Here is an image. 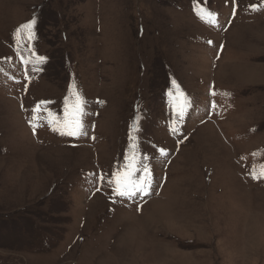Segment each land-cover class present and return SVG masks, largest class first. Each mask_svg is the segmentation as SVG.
<instances>
[{
  "label": "rangeland",
  "instance_id": "1",
  "mask_svg": "<svg viewBox=\"0 0 264 264\" xmlns=\"http://www.w3.org/2000/svg\"><path fill=\"white\" fill-rule=\"evenodd\" d=\"M133 155L150 194L117 196ZM260 165L264 0H0V264H264Z\"/></svg>",
  "mask_w": 264,
  "mask_h": 264
},
{
  "label": "snow or ice",
  "instance_id": "2",
  "mask_svg": "<svg viewBox=\"0 0 264 264\" xmlns=\"http://www.w3.org/2000/svg\"><path fill=\"white\" fill-rule=\"evenodd\" d=\"M212 13L209 12V17ZM203 18V17H202ZM34 24L35 20L29 21L21 26H19L14 33V38L19 37L21 32L27 33L28 41L31 42L34 37ZM20 44L19 39H17V45ZM31 57H34V60H26L25 63L32 64V70L36 71V65L46 62V57L36 55L34 49H30ZM175 85V81H173ZM178 87V86H177ZM182 95V93H181ZM50 101H42L35 108L32 109V118L30 123H32L33 129L39 126L38 113L41 110V105H46ZM86 100L83 99L76 85L70 86V96H66L64 99V117L62 120L55 119L53 120L52 113H48L47 123L52 127L53 131L59 132L60 135H67L73 137H79L87 135V126L85 124L84 117L85 113V104ZM47 111L46 109H44ZM36 121V123H33ZM175 130V129H174ZM135 147V145H133ZM161 155H166L164 149H160ZM255 155V154H253ZM144 175H141L139 178L134 179L136 171L140 170V167L137 166L135 156L129 160V163L125 166V169L122 171H116L112 174L113 178L108 180L109 186L113 188L114 193L120 197L132 198L137 196V194L149 195L151 188V173L147 165H143ZM254 179H259L264 177V165H260L259 173L254 169L250 173ZM100 179H104L101 177Z\"/></svg>",
  "mask_w": 264,
  "mask_h": 264
},
{
  "label": "bare ground",
  "instance_id": "3",
  "mask_svg": "<svg viewBox=\"0 0 264 264\" xmlns=\"http://www.w3.org/2000/svg\"><path fill=\"white\" fill-rule=\"evenodd\" d=\"M221 106V105H220ZM214 115V114H213ZM217 116V115H216ZM215 123V122H214ZM210 125V124H209Z\"/></svg>",
  "mask_w": 264,
  "mask_h": 264
}]
</instances>
